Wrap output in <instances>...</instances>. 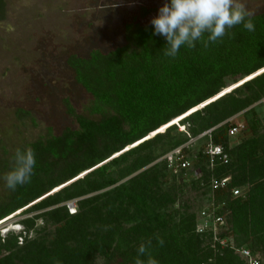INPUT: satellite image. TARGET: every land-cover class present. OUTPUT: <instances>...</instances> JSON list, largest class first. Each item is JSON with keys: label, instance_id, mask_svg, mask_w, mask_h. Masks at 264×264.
Masks as SVG:
<instances>
[{"label": "trees", "instance_id": "1", "mask_svg": "<svg viewBox=\"0 0 264 264\" xmlns=\"http://www.w3.org/2000/svg\"><path fill=\"white\" fill-rule=\"evenodd\" d=\"M4 6L0 0V18ZM149 9L143 8L142 14ZM251 19L254 32L238 25L207 48L200 41L192 49L182 46L175 58L163 55L166 38L155 35L151 23H127L125 43L108 50L69 55L67 65L76 83L93 98L91 112L101 116L76 115L77 128L13 151L2 149L0 177L6 193L0 198V224L23 210L33 212L21 219L26 231L34 229L38 219L45 224L34 237L24 236L21 244L17 236H0V264H93L99 255L103 264H135L138 258L147 264L149 256L138 248L149 239L151 257L158 264H247L233 248L214 241L210 231H196L213 176H229L230 186L241 189L237 196L217 192V203L224 202L217 211L224 219L219 237L231 236L234 247L264 255V129L257 104L251 106L264 102V7ZM231 84L233 88L218 97ZM243 110L252 135L230 145L229 118ZM209 129V135L198 137ZM191 139L194 147L183 148L188 168L172 171L161 159L115 185ZM209 141L222 146L226 163L216 160L210 167ZM28 147L35 151L34 175L30 184L12 191L3 176L14 166L15 150ZM129 159L133 161L126 171L107 175L109 166L119 167ZM166 170L186 177L200 191L203 203L195 212L176 219L169 210L178 185L167 182ZM103 189L77 200L74 213L68 211L65 202Z\"/></svg>", "mask_w": 264, "mask_h": 264}, {"label": "rangeland", "instance_id": "2", "mask_svg": "<svg viewBox=\"0 0 264 264\" xmlns=\"http://www.w3.org/2000/svg\"><path fill=\"white\" fill-rule=\"evenodd\" d=\"M168 1L4 0V15L0 18V155L2 149L13 151L20 145L59 134L65 128H77L76 115L99 119L100 114L91 112L93 98L76 83L74 72L67 65L68 56H87L92 49L108 50L125 43L127 23H151L158 16L159 8ZM259 2L260 0H250L249 6L254 8ZM143 8H150L145 15L142 14ZM9 25L11 31L6 30ZM231 88L233 85H228L219 92L218 97ZM251 106H255L264 129V102H256ZM69 107L72 114L69 113ZM245 110L229 118L230 123L244 125L238 134L230 136V145L252 135L243 114ZM178 122L179 120L172 121L169 125ZM180 129H183L181 124ZM194 143L189 144L190 148L194 147ZM155 152H159V149L156 148ZM160 160L161 156L130 175L119 178L115 185ZM132 161L129 159L119 167L109 166L107 175L118 176L131 167ZM166 171L167 182L178 185L175 201L169 210L176 219L179 214L195 212L203 203L200 191L191 186L186 177L173 176L170 171ZM241 187L244 191L247 190V186ZM106 189L72 200L76 203L83 197ZM5 193L0 177V198ZM23 212L24 210L0 226V236H17V243L21 244L24 236L29 238L36 235V230L44 226L45 221L38 219L34 229L26 231L21 219L33 212ZM103 262L104 257L99 255L93 264Z\"/></svg>", "mask_w": 264, "mask_h": 264}, {"label": "clouds", "instance_id": "3", "mask_svg": "<svg viewBox=\"0 0 264 264\" xmlns=\"http://www.w3.org/2000/svg\"><path fill=\"white\" fill-rule=\"evenodd\" d=\"M250 0H171L165 2L159 8L158 16L151 20L155 35H163L167 41V47L163 50L166 57L175 58L182 46L188 49L196 47L200 41L207 48L209 44L221 42L229 30L238 25L249 32L255 31V25L251 19L264 2L260 0L256 6L250 7ZM115 6V5H113ZM8 31L12 28L9 25ZM207 38L205 39V34ZM14 166L7 172L3 179L6 187L15 191L17 186L31 183L36 166L35 151L28 147L24 150L17 148L13 157ZM160 246L164 240L157 237ZM151 239L141 243L138 252L149 256L147 264H158L151 257ZM135 264H144L139 258Z\"/></svg>", "mask_w": 264, "mask_h": 264}, {"label": "built area", "instance_id": "4", "mask_svg": "<svg viewBox=\"0 0 264 264\" xmlns=\"http://www.w3.org/2000/svg\"><path fill=\"white\" fill-rule=\"evenodd\" d=\"M264 101V97L261 99ZM242 123H232L229 127L228 133L230 136L236 135L243 128ZM211 129L203 132L198 137L202 135H209ZM197 137V138H198ZM196 139V138H195ZM195 139H191L187 143L180 145L167 153H165L161 159H165L167 166L171 168L172 171H177L178 169L188 168L190 166L189 160L183 151L184 147H188L191 142ZM206 153L208 154V163L212 168L216 162L219 160L223 163L228 161V155L224 152L222 146L214 145L212 142H208L206 145ZM231 178L229 176L222 177H211L210 179V193L206 205H204L198 214V219L196 223V231L203 233L205 231H210L214 241L218 242L221 247H230L241 254L247 261V264H264V255L258 252L253 253L248 247H234L233 240L231 236L219 237L218 230L223 224L224 219L222 214H218V210L224 205V202L216 201L218 191H229L232 196H237L241 194V189L239 187L230 186ZM66 207L70 213H74L76 210V203L74 200H69L65 202Z\"/></svg>", "mask_w": 264, "mask_h": 264}, {"label": "bare ground", "instance_id": "5", "mask_svg": "<svg viewBox=\"0 0 264 264\" xmlns=\"http://www.w3.org/2000/svg\"><path fill=\"white\" fill-rule=\"evenodd\" d=\"M263 71V70H262ZM258 74V73H257ZM5 223H8V221H6V222H4V223H2V224H0V226L1 225H4ZM10 223V222H9ZM14 224V223H13ZM9 225V224H8ZM8 227V226H7ZM4 228V227H3ZM19 228V227H18ZM7 230V229H6Z\"/></svg>", "mask_w": 264, "mask_h": 264}]
</instances>
